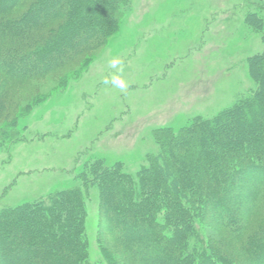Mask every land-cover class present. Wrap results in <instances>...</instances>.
Returning a JSON list of instances; mask_svg holds the SVG:
<instances>
[{"label": "rangeland", "instance_id": "1", "mask_svg": "<svg viewBox=\"0 0 264 264\" xmlns=\"http://www.w3.org/2000/svg\"><path fill=\"white\" fill-rule=\"evenodd\" d=\"M118 8L117 34L106 47L83 56L76 68L57 69L23 84L0 76V132L10 129L14 119L17 131L12 141L0 136V212L79 189L90 264H116L118 256L127 259L129 250L113 234L120 216L102 215L103 200L115 201L116 195L102 192L90 173L84 185L86 165L99 160L107 167L120 166L139 183L142 169L169 159L162 135L177 136L194 122L218 127L211 137H217L220 150L226 144L217 119L228 121L236 107L251 109L263 88L252 75L250 59L263 60L264 73V0L260 7L246 0H122ZM25 9L22 4L11 15ZM114 58L122 61V71L110 67ZM36 68L30 70L39 73ZM113 75L126 82L125 90L111 84ZM102 182L111 185L109 179ZM242 195L231 203L239 215L250 204V194ZM203 206L191 210L201 226L199 237L214 241L213 247L200 244L206 246L202 252L242 258L238 242L217 232L218 217L224 219L220 210ZM158 219H165L162 209ZM166 227L172 240L173 226ZM206 255L193 257L192 263L201 264Z\"/></svg>", "mask_w": 264, "mask_h": 264}, {"label": "trees", "instance_id": "2", "mask_svg": "<svg viewBox=\"0 0 264 264\" xmlns=\"http://www.w3.org/2000/svg\"><path fill=\"white\" fill-rule=\"evenodd\" d=\"M262 1L246 0L256 7ZM22 4L26 9L11 15ZM119 4L122 0H0V76L8 83L23 84L57 69L76 68L83 56L106 47L117 34L122 18ZM61 15L62 21H58ZM250 63L253 77L258 76L264 88L263 60L257 57ZM35 67L39 73L30 70ZM263 88L251 109L236 107L228 112V121L217 119L223 125L226 144L220 145V150L217 137H211L218 127L194 122L177 136L162 135L169 159L162 165L154 160L152 166L142 169L139 183L120 166L107 167L99 160L86 165L83 184L90 173L100 181L102 192L117 197L102 202L103 216H120L113 234L121 247L129 250L125 251L126 260L117 255L116 264H194L193 257L197 260L206 255L203 248L214 245L213 240L199 237L201 226L192 216L193 209L198 212L204 203L220 210L224 219L218 217L217 232L237 241L243 257L224 252L204 256L201 264H264ZM12 123L10 129L0 132L8 141L17 134L16 119ZM102 179H109L111 185ZM243 192L250 194V204L239 215L231 203ZM80 196L79 189L61 190L37 203L0 212V264H90L83 225L85 206ZM159 209L165 218L162 221ZM166 224L173 226L172 240ZM151 249L156 253L149 254Z\"/></svg>", "mask_w": 264, "mask_h": 264}, {"label": "clouds", "instance_id": "3", "mask_svg": "<svg viewBox=\"0 0 264 264\" xmlns=\"http://www.w3.org/2000/svg\"><path fill=\"white\" fill-rule=\"evenodd\" d=\"M121 65H122V61L119 58H114L110 61V67L117 69V71H122V67H118ZM104 82L106 84L108 83L107 80H105ZM111 84L114 87L120 89L121 91L125 90L127 87L126 82L120 76L117 75L112 76Z\"/></svg>", "mask_w": 264, "mask_h": 264}]
</instances>
